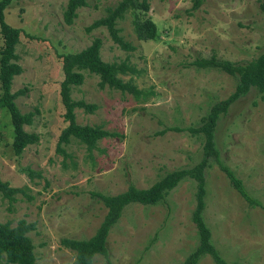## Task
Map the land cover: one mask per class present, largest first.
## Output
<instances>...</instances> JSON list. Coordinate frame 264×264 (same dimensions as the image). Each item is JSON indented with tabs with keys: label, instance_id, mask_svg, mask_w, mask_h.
<instances>
[{
	"label": "rangeland",
	"instance_id": "obj_1",
	"mask_svg": "<svg viewBox=\"0 0 264 264\" xmlns=\"http://www.w3.org/2000/svg\"><path fill=\"white\" fill-rule=\"evenodd\" d=\"M66 0H10L4 20L20 28L15 46L21 73L11 90L26 88L15 99L20 112L32 111L24 130L37 135L18 156L10 148L11 126L0 109V180L15 189L13 199L0 194V222L34 223L28 232L37 264H70L73 252L61 237L88 238L106 208L90 192L115 194L128 184L147 188L166 171L190 167L201 157V139L165 127L196 125L209 106L225 98L235 78L216 69L188 65L195 57L248 61L264 51V0H147L146 16L156 40H138L126 11L117 19L118 35L133 48L122 49L104 27L85 31L118 0H85L69 25L62 22ZM99 37L104 61L127 60L134 72L120 75L147 97L99 88L98 78L84 72L70 97L94 104L92 112L74 109L78 124L100 125L112 133L88 154L71 139L70 157L55 153L62 122L58 96L59 54L77 52ZM2 39L0 36V47ZM150 93V94H149ZM218 158L239 178L245 190L264 205V100L254 89L233 102L214 128ZM203 220L210 240L226 262L264 264V208L250 207L231 186L215 161L204 171ZM195 182L181 179L154 205L125 206L106 237L107 257L91 264H180L196 242L190 215ZM196 264H214L201 255Z\"/></svg>",
	"mask_w": 264,
	"mask_h": 264
},
{
	"label": "trees",
	"instance_id": "obj_2",
	"mask_svg": "<svg viewBox=\"0 0 264 264\" xmlns=\"http://www.w3.org/2000/svg\"><path fill=\"white\" fill-rule=\"evenodd\" d=\"M10 0H0V109H3L11 126L10 148L13 155L18 156L29 144L37 142V135L24 130V125L32 122V111L20 112L15 99L24 94L26 88L11 90L12 79L21 73V66L17 63L15 46L19 41L20 28L10 26L4 20V8ZM200 0H193L192 9L198 7ZM86 4L85 0H66L61 10L62 22L69 25L77 14V9ZM264 10V2L260 5ZM148 10L147 0H118L113 6L105 8V14L94 19L84 29L89 32L94 28L104 27L109 38L122 49L130 50L133 47L124 41L119 35V29L115 27L117 19L123 17L129 11L132 17V29L138 40H156L158 37L156 27L150 17L146 16ZM101 40L94 37L91 42L77 52L59 54L61 79L58 82V96L62 110L61 119L64 126L60 129L54 151L60 154L64 160L70 157L65 151V146L71 139L82 144L88 154L96 148L98 140L112 135L111 132L102 129L100 125L78 124L75 121L74 109L81 108L85 112H92L95 105L85 103L82 100H73L70 97L72 86L80 85L84 78V72L97 76L99 88L108 87L122 93H130L136 100L147 97L146 91H141L131 84L130 80H123L120 75L134 72L127 60L104 61L101 59L99 49ZM188 65L196 68L216 69L235 78L233 90L223 99L213 102L206 113L200 117L198 123L186 127H165L157 133L162 134L166 130L186 131L190 135L201 139L200 159L186 168H177L166 171L147 188H138L128 184L126 189L115 194H103L90 192L100 200L106 211L94 233L88 238L61 237L59 244L73 252L70 264H91L95 255L107 257L106 237L110 228L116 223L123 208L129 204L154 205L164 199L168 192L184 178L195 182L194 206L191 211V221L196 229L197 242L194 248L188 252L180 264H196L201 255H209L214 264H239L226 262L216 251L210 240V231L206 226L202 211L205 206L204 196V169L210 161H215L224 172L231 186L243 198L250 207H263L243 187L239 178L218 158V150L214 142V128L217 119L223 115L229 106L239 97L245 95L251 88L256 90L264 100V51L248 61L232 62L221 59L211 53L208 57H195ZM150 94V93H149ZM14 188L8 186L6 181L0 180V194L8 200L13 199ZM34 229L33 222L18 219L14 225L9 221L0 222V264H37L35 262L34 246L28 236V232Z\"/></svg>",
	"mask_w": 264,
	"mask_h": 264
}]
</instances>
